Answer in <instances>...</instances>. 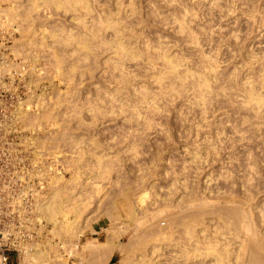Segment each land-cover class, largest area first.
<instances>
[{"label": "rangeland", "instance_id": "374dc122", "mask_svg": "<svg viewBox=\"0 0 264 264\" xmlns=\"http://www.w3.org/2000/svg\"><path fill=\"white\" fill-rule=\"evenodd\" d=\"M20 1H22V2H20ZM88 1H89V4L90 3L92 4L91 6L93 7L94 11L92 10L91 14H88V15L86 14L87 17H85V14H84L85 11L83 10V8H85V7H81V5L77 6L78 8L79 7L80 8L79 9L76 8L77 9L76 12H79L78 10H80V12L83 13V14L81 13L82 15H80V13L76 15L75 11H73L74 9L71 10V7H69L68 5H66V7H63L62 9H58L57 7H55L53 5H50L49 3H48L49 4L48 6H46L47 3H43V5L38 6L37 9L35 8V11H33V13L31 14L32 16H30V17H29V14L26 15L27 12L25 11L24 17H25V19H27V17H29V20L27 19L28 21L26 20L27 21L26 22L25 19H22V26H21V31H20L22 35L17 36V39L14 42V47L12 49L14 57L15 58L18 57V58L21 59L20 61H18V63H23L22 65L24 66V76H23V79H22V83L23 84L18 88V91H22L21 94L24 95V99H25V102L22 105L23 114L25 113V116H26L27 115L26 113H28V115L30 114V117H31V120H29L28 122H26V120L24 118L23 128H24V131H25V136L29 137L33 133H37V136H38L37 139L39 140L38 144L40 146V149L38 150L37 155L42 157L40 159L43 162H48L49 158H47V157L51 156V158H50L51 160L50 161H53V167H54L53 168V189L55 188L54 184L56 183L55 182L56 179L57 178L60 179V177H61V179L59 180V184L62 185V186H63V184L66 185L67 183H69V184L73 183V179L72 178L75 177V175L76 176L80 175L79 177L83 179L82 180V179L77 177L78 178L76 180L77 182L79 180L80 183L81 182L85 183V184L83 183L84 186L82 185V187H81V189L84 187L83 192H82V194H84V195H82V197H81L82 199L81 200L79 199V201H78V199H75L77 201L76 205L79 204L78 202H81V204H79L77 206V208L80 206L81 215H80V213L78 214V216H79V217H77L78 220L76 219V221L73 224V225H75L74 228L76 229L74 231L76 234L74 233L75 236L73 235L74 236L73 238L75 240L72 238V236L68 237V236L65 235V236H63L62 239H60V241H61L60 242V241H58L59 238L56 237L54 235V233H53V230H55L54 228H57V226H59V225L60 226L62 225V227H63L66 224V222L64 221V217L65 216L62 217V215H61L60 221L57 224H54L55 222L53 221L52 218H48V217L44 216V214H42L41 217L43 219V224H44V226L42 227L43 232L41 234V237H39V239H37L36 242L41 243V244H46V243L51 242L52 244L49 243V244H51V246L53 244H57L59 242L58 245H60V246L58 247V250H59L58 254H60V252H61V259L63 261H65V260L68 261V264H96V263L98 264V263H100V261L102 262V264H103V262H104V264L105 263L107 264V261H108V264H135L137 262L138 258L139 259L143 258V262L139 263V264H143V263L144 264H148L149 263L148 260H150V258L147 257V255L150 252V251H148V250H150V246L152 244H161V239L163 237L167 236V234L165 235L164 231L166 230L165 231L166 233L168 231H169L168 233H170L172 231V228H169L170 226L173 227V229L174 228H176L177 230L179 229L178 228L179 227V223L178 224L176 222H171L170 223V220H168V219L169 218L171 219V217H172V220H173L175 217L183 216L185 213H187L185 210H181L177 206V204H178L177 200H178V197H179L178 195L179 194L177 193V195H176L174 193V194L171 195L169 193L168 189L170 188V184L172 182V179L174 178V176L177 175V172H182V168L181 167H183V165H184V160L188 159V157H189L188 155H183L182 154L183 152L181 151V150H183L184 145L188 144L187 142L192 138V135L188 133L191 130L188 127L189 120L188 121L185 120V118H189V116H190V119L193 118V114L192 113L189 114V112H191V109H189V111L187 110L188 106L186 105L187 104L186 102H188V101H186V99L183 98L184 96H182V94L180 92H178V93H176L175 91L171 92L170 89H168L170 91V93L169 92L167 93L168 99H165V98H167V97H165L164 99L160 100V106H161V108L164 109V110L161 109V112L163 114L162 113L161 114L158 113V114L153 116L155 119H156V116L158 118L157 120H155V124H153V125H155L154 128L156 127L155 129L152 127L153 125L151 127L147 128L145 126H142L141 124H138L137 122H135V120L134 121H130V122H129V120L127 121L126 119L129 118V112L128 111H126V112L123 111L122 112L121 110L116 108L117 111L116 110L115 111L117 113L116 112L112 113L111 111H109V108H108L109 105H107L108 102L106 104H104L106 101H108V99H106L105 97H109L111 93L114 94L113 90L117 86H120L119 85V81H118V78H120V77H116L115 78L114 76H119V73H118L119 69L116 72V68H118V67L120 68V66H121L120 65V66L115 68V66H114L115 62L112 63V60L114 61V58H115V56H113V55H115V54L112 55L113 51H112V49H110L108 47L110 40L112 39V41H113V39H115L114 37L113 38L111 37V35L113 34L112 29L111 28H109V29L108 28H103L102 31H101V34H102L101 37L102 38L105 37V41L108 40L109 42L108 41H107L108 43L105 42L107 45L105 43H103L104 47H105V51L103 50L104 47H102L103 46L102 43L98 44L99 45L98 47H100L102 45L100 47L101 49L97 47L98 48V55L96 57L99 59V61L95 57V58H90L91 59L90 61H88L89 60L88 59L86 62H84V64H86V65L88 64V66H90V64L92 63V65L90 67L93 66L94 68L93 67L90 68V67L85 65L86 68H84V70H83V67H84V65H83L81 67V69L83 71H85V72L80 74L79 71L78 72L75 71V72H73L75 74L72 73V75L70 76L69 75L70 71L68 72V70H70L69 68H71L72 65L75 64V62L73 63V61H75L74 57H76L78 54H75V56L73 55L76 52L75 51L73 53V51H74L73 45H68L66 47H64V46L59 47V45L57 46V44H56V42L54 40L55 37H52L53 39L50 38V34H51V36L54 35V33H52V32L49 33L51 31V28H52L50 26L54 25L53 29L54 28L55 29L58 28V26H59V28H61L63 26V27H66V28L62 27L61 29H65L66 31H67V28L68 29H73V31L74 30L77 31V30H79L81 28L80 24L82 22L79 23V21H82L85 18L89 19V17H91L92 15L96 17V15L98 16V13L100 14L102 12H103L102 15L107 14V13L110 12V13L113 14V16L115 15L114 16L115 18L117 17L119 12H121V14H123L121 16L124 17V18L126 17V18H125V20H124V18H120V20L118 19L120 21L119 24L124 25V22H126L127 24H130L131 21H132V19H130V18H132V16L127 11H130L131 7L135 4L134 7H133L135 9L134 14L136 13L137 15H134V16H137V17H133L134 21H132L133 22L132 24L133 25L135 24V25L133 26L131 24V29L134 27L132 30H134V32L135 33L137 32V33L135 34L132 31V33H131L132 40H131V38H128V36H125V38H123L122 41L131 40L132 43H134V45L131 44V46L132 45L133 46H135V45L136 46H138V45L141 46L142 45L141 46L142 48L145 46L146 43L147 44L151 43L150 45H152V46L155 45V47H156V46L159 45L160 41H162L166 45H169V46L171 45L170 48H167V49H170V50H168L169 53H170V51L172 53L175 52V53H177V57H180V58L184 55L182 57L184 59L183 61L184 62H188V63L190 62V64L192 65V66L190 65V67H192L191 69H192L193 72H195V71L198 72L199 69H201V68H203L205 66H206L205 68H207V63H204L206 61L205 60L206 59V57H205L206 55L214 54V55H216L215 57H217V55L220 53L218 55L217 59L219 61L218 62L219 66H221V67H219L218 69H220L221 73L223 71V73H224L223 76L226 77V79L224 78V80L229 79V80H231V83L233 84L236 81V79H235V77H236L238 79V82L242 83V82H245L246 76L248 78H250L253 75L252 78L255 77V79L257 80L258 78H260V76L258 77V73H260V72L262 73V71H263V70L262 71H260V70H261V68L264 65V53H263L264 52V0H237V1L236 0H219V1L218 0H182V1L181 0L180 1L179 0H177V1L176 0H170L169 2L167 0H132V1L131 0H121V1L118 0L119 1V5H120V2H122V5H121L122 6L121 8L123 9V10L121 9L122 11H118L120 8L118 10H116L117 9L116 8V3H117L116 1L117 0H88ZM129 2H130V4L133 2L132 3L133 5L131 4V7L128 5ZM19 3L25 4V0H19V1L16 0L14 2L13 6L19 5ZM26 3H30V2H26ZM22 4H20L19 8L21 7ZM98 4H99V7H98ZM13 6H12V9L15 8ZM67 6H68V8H67ZM94 6H95V8H94ZM128 6L130 8H128ZM184 6L189 9V10L187 9V11H189V13L185 10V8H182ZM124 7L127 8V11L125 10ZM192 7H194V8H192ZM22 8L23 7H21L18 10L21 15L24 14L23 13L24 9H23V11H21ZM179 8H182V9H179ZM104 9H105L106 12L104 11ZM65 10H67V12H64ZM136 10H139V11H136ZM14 11L15 10H13V12ZM97 11H99V12H97ZM107 11H109V12H107ZM111 11H114L115 13L111 12ZM184 11H186L187 14H188V15L186 14L187 17L184 15L185 18H188L189 16H191V17L188 18L189 25H191V27L193 26L192 28H193L194 34L196 33L195 35L199 39V42L201 40V43H202L201 46H203L204 49L199 44H197L198 45L197 46L196 44L191 43L189 41V38L188 39L185 38V37H187L188 34L184 33V32L181 33V30H179V28H178L179 24L178 23H179L180 19L183 18L182 17L183 14L186 13ZM15 12H17V11H15ZM125 12H127L131 17L129 16L130 18L129 17L127 18L128 14L125 13ZM57 13H60V14L57 15ZM173 13H175V14L177 13V14L175 15ZM78 15H80V17H82V16H84V17L79 19L80 17ZM125 15H127V16H125ZM118 16H120V14ZM174 16L178 17V21H177V17L175 18ZM24 17L21 16V18H24ZM139 17H142V18H139ZM175 19H176V21H175ZM23 20H24V22H23ZM74 20H79V21H74ZM139 20L142 22L141 24H140ZM122 21H123V23H121ZM129 21H130V23H129ZM126 23H125V25H126ZM190 23H192V24H190ZM45 26L47 28L46 29L44 28L45 29L44 30L45 34H44V33H42L40 31L39 27L41 28V27H45ZM48 27H49V30H47ZM46 30L49 31V32H47ZM232 30H233V32H232ZM59 31L60 30H58V32ZM107 31H108V33H106ZM128 33L130 35L129 31H128ZM46 34H47V36H45ZM43 35L45 37H47V38H45ZM106 35H108V36L106 37ZM126 35H128V34H126ZM110 37H111V39H110ZM136 37H138V38H136ZM41 40H43V41H41ZM103 40L101 42H104ZM210 40H211V42H210ZM53 41L55 42V44H54ZM135 41H137V42H135ZM207 41H208V43H207ZM188 42H190V43L187 44ZM174 43H175V45H174ZM107 47L110 50H108ZM181 51L183 53H180ZM70 52H72V54H68ZM207 52H209V53H207ZM76 53H79V52H76ZM175 53H173V55H176ZM204 53H205V55H203V57H205V58L203 60V57L201 55L204 54ZM110 56H112V58H110ZM262 56H263V58H262ZM187 57H188L189 60L186 59ZM256 58H258V59H256ZM59 59H61V61ZM95 59L98 62L95 61ZM137 59H139V58H137ZM191 59H193V61ZM71 60H73V61H71ZM115 60H116V58H115ZM142 60H144V61L142 62ZM58 61H60L61 63L58 62ZM130 61L131 60H129L128 63L124 67L128 66L131 69H127L128 67H126L125 70H128L130 72L133 71L132 75L130 73H128L131 76H135L134 74L136 73V77H137L136 80L139 79L140 81H138V80H137V82L135 81L134 82L135 86H134V83H132L131 86H129V87H131L129 89H128V87L124 88L125 90L121 89L123 92L124 91L125 92L124 93L120 92L121 94L119 93L120 95H118V98L123 96V98L125 97V100H126V97H128L129 94H130L129 95L130 98L132 97V99L133 98L137 99V97H134L135 94L133 93L134 94L133 95V94L129 93V91L132 88H135L136 86L139 87L138 84H140V89L143 88V87H141L142 85H144V86L146 85L145 88L150 86L147 89L150 88L151 90L153 89V87H156V85H157V84L153 83L154 78L151 79L152 78L151 75L145 74L146 73L145 71L147 69L145 67L147 66V63H148L147 59H141L139 63L136 62L137 64L134 63L135 61H131V62ZM191 61L193 63H191ZM199 61H202V62H199ZM89 62H91V63H89ZM256 62H257V64H256ZM259 62L260 63L262 62L263 64H260ZM71 63H73V64H71ZM129 63H130V65H129ZM138 64H140V65L144 64L146 66L143 65V66H140L141 67L140 68L138 66ZM14 65H17L16 61H14ZM135 65H137V66H135ZM161 65H159V66H161ZM254 65H255V67H254ZM237 67H238L239 70L237 69ZM250 67H251V71H250ZM113 68H115V69L113 70ZM81 69H80V71H81ZM88 69L92 70V72L90 71V73H89ZM135 69H136V71H135ZM236 69L239 72L235 71ZM254 70H256V71H254ZM63 71H64V73H63ZM86 71H87V74H86ZM112 71H114V72H112ZM140 71L143 72V74H141ZM230 72H232V73H230ZM235 72H236V75H235ZM137 73H139L140 75L137 74ZM113 74H115V75H113ZM228 74L231 75L232 77H233V75H235V76L232 78L231 76H228ZM83 75H84V77H83ZM143 75H144V77H143ZM138 76L139 77L141 76V78H139ZM147 76H149V77H147ZM142 77L143 78L146 77L147 79H143ZM229 77H231V78H229ZM90 78L93 79V80H91ZM233 79H235V80L233 81ZM74 80H75V82H74ZM80 80H82V81H80ZM116 80L118 81L117 84H115ZM150 81H152V82H150ZM155 81H156V79H155ZM150 84L151 85L155 84V85H153V87H152ZM235 84L236 83H234V85ZM236 86L237 85H235L234 87H236ZM232 87H233V85H232ZM109 88L110 89L112 88V90L110 91ZM104 89H106L107 92L109 91L108 92L109 94L106 91L104 92ZM154 89L157 90L156 88H154ZM155 90H152V91H155ZM234 90L236 91V88ZM99 91H101V93ZM191 91L192 90H189V94L191 93ZM96 92H97V94H96ZM174 92L176 94H178V95H176ZM103 93L105 95L106 94L107 95L105 96V95H103ZM172 94H173V96H172ZM180 97H182V98H180ZM104 98L106 99V101H105ZM130 98H127V100L131 101ZM64 99H66V100H64ZM100 99L101 100L103 99V100L101 101ZM70 100L72 102H69ZM88 100L92 101V103H98V104L102 105V107L100 109L103 110L102 111L103 114H101V112L99 114H97V115H101L102 117L99 116L97 119H94V117H95L94 113L92 115L91 111L90 112L88 111V107L90 106V103L88 104V102H89ZM135 100L134 101L132 100V101L134 103H136L137 100L136 101ZM166 100H167V102H166ZM67 101L70 104H68ZM103 101H105V102L103 103ZM76 102H78V103L75 104ZM101 103H103L104 105L101 104ZM67 104H68V107H67ZM138 104H139V101L137 102V105ZM69 105H70V107H69ZM164 105H166V106H164ZM60 106H62V107H60ZM105 106H107V107H105ZM77 107L78 108L82 107L83 109H79V111H78ZM231 107L232 106H229V107L227 106L226 108H220V109H218V110H220V113H218L219 111H217V113H216V115L219 114L218 117H224V115L226 117L227 116H231V117H227L228 119H226V117H224L223 120L226 119V121L222 123L223 125L228 126L227 124H229V123L231 124L232 122H230V121L231 120L234 121V117L237 116L234 112L231 113V111H233L235 109V108L233 109L234 106L232 108ZM74 108H75L76 112L73 110ZM103 108H105V109H103ZM229 108H231V109L229 110ZM57 109H59V110H57ZM56 110L57 111L61 110L60 115L62 114L63 117L65 116V118L68 119L67 120L68 122L67 121L64 122V118L62 119V117H60V115H57V111ZM221 110H222V112H221ZM69 111L72 112V113H70ZM104 111H105V113H104ZM80 112H82V113H80ZM124 112L126 113V115H125ZM224 112H225V114H224ZM226 112H228V113H226ZM65 113H66V115H64ZM106 113L107 114L109 113L108 116H105V115H107ZM122 113H124V115ZM31 114H33L32 115L33 117L35 116V119L31 116ZM220 114H221V116H220ZM79 116H81L80 119H79L80 122L77 120V118H79ZM126 116H128V118H126ZM40 117H42L43 119L40 118ZM32 118H33L34 121H32ZM229 118H230V121H228ZM81 120H84V121H81ZM158 120H159V122H158ZM181 121H183V122H181ZM70 122H71V124H69ZM77 122L80 123V125ZM224 123H226V124H224ZM62 124L68 125L67 126V127H69L68 128V132H67L68 135L66 134V137H64L65 138L64 140L62 139L63 140L62 142L60 140V142L58 141L59 143H56L57 141L54 138L59 139L57 137L62 136V134H60L61 133ZM94 125H97V126H94ZM79 126H80V128H79ZM76 128L79 129V130L77 131ZM186 130H189V131H186ZM263 130H264V128H263ZM263 130H261L260 132L259 131L255 132V131H252V130H251L252 132L251 131L245 132L244 134L247 133L245 135V139L246 140H243V139L242 140H238L237 141L238 144L236 142V146L231 147V141H228V140H227V142H230V143L227 144L228 146H226V148H225V146H222L223 147L222 148L220 146L221 144L218 145L219 151H221V152L218 153L220 156L219 155H216V157H215V155H213L214 157L211 156V158L213 157L212 161H211V158L209 157V161H208L207 164H202V165H200V167L198 166L199 170L195 169L197 166L195 167L194 163H191V164L188 163L187 164V165H189V168L185 169L186 171L184 170L185 171L184 173L187 174V176L189 178L188 180L191 181L192 183H194V185L196 187H200V189L206 190V193H207L208 197H209V194H210V197H212V195L214 196V197H212V199L210 201V205L211 206H212V204H213V206L215 205V207H213V206L212 207H213V210H216V211H214L216 214L214 212L208 213V215H212L210 217H206L207 216V214H206L205 215L206 218H204V219H205V221L207 223H205V221H202L204 224L202 223V225H200L201 224V221H200V223L198 225L199 229H200V227L201 228H206L209 231L211 229H213L215 223H218V221H219V215H218L219 212H218V210L219 211H224L223 209L227 208L228 206L230 207V205H227V203L228 204L232 203V205H233V202L236 203L235 201L238 202L239 200H241L240 198H241V196L243 194L240 193L241 190H239V186H237V184H235V183H239V179H242V177H243V176H241V173L243 175L242 170L244 169L245 166H247L246 164L248 163V160L246 158L249 157V155H248L249 152L255 153V155L259 158V160H260V162H259L260 164H258V166H259V175L261 174L260 176L258 175L260 177L259 181H258L259 182V187L257 188V190H256V187H255V190H256L255 193H254L255 190L253 189V191H252V195L253 196H252V198H249L251 200V201L249 200L250 201L249 203L250 204L253 203L252 206L256 207V209H258V208L261 209V208L264 207V199H262V198H264V190H263L264 189L263 188L264 185L261 184V183L264 184V166H263L264 165V137H263L264 136V131ZM257 133H259V134H257ZM187 134L191 135V136H189V137H191L189 140H188L189 137L187 136ZM57 135H59V136H57ZM256 135H258V136H256ZM260 135H262V137ZM232 136H234V135H232ZM259 136L261 137V139H260ZM71 138H73V140ZM74 138H81V141L76 143ZM235 138H239V137H237L235 135ZM258 139H260V140H258ZM65 140H67V141H65ZM261 141H262V143H261ZM65 142H67V143H65ZM185 142H186V144H185ZM56 144H60V146H58ZM61 144H63V145L61 146ZM133 144H135V147L136 146L137 147L133 148ZM154 144H155V146H154ZM242 144H243V146H242ZM80 146H82V147H80ZM86 146L89 147L90 149L89 148L86 149L87 148ZM245 146L249 150L246 149V151H245L244 150ZM81 148H83V149L81 150ZM84 148L86 149L87 154L85 153L86 155L84 154L85 155L84 157L81 156V158H79L80 154L83 153L82 151L85 150ZM80 150H81V152L79 153ZM132 150H134V151H132ZM243 150H244V154H243ZM245 152H248V153L246 154ZM160 153H162V155H160ZM238 154H239V156H238ZM95 155L96 156H102L105 159V161H108V160L112 161L110 159H115V160H113L112 169L107 166L108 168L106 167L105 169H103V171H101L102 173L98 174V168H97V165H95V164H97V160L95 161V159H97V157ZM229 155H230V157L231 156L233 157V155H234L236 157L235 159H237V160H235V163H234V165L231 168H230V164H229V160L230 159H228ZM247 155H248V157H246ZM109 157H110V159H109ZM79 159H82V160H79ZM160 159L162 160V162H161ZM72 160H73V162H72ZM135 160H136V162H135ZM213 160H215V161L213 162ZM243 160H244V162H243ZM239 162H242V164L239 163ZM152 165H153V167H152ZM221 165H222V167L224 166V168H222ZM225 165H226V167H225ZM122 166L123 167L126 166V167L123 168ZM137 166H138V168H137ZM239 168H240V170H238ZM106 169H107V173H106ZM262 169H263V171H262ZM104 170H105V172H104ZM124 170H126V171H124ZM220 171H222V172H220ZM77 172H81V173L79 174ZM229 172H231L232 177H233V178L231 177V179L234 180V178L238 177L237 179H235V181L232 180V183L230 182L231 179L228 178V175L229 176L231 175ZM130 173H131V175L133 174V176H131ZM225 173L226 174L228 173L227 176H225L226 175ZM210 174H211L212 177L209 176ZM207 177H209L211 179V181H210L211 184L209 182H207V181L205 183V179L207 180ZM226 178H228L229 180H227ZM71 180H72V182H71ZM110 180H111V182H110ZM222 180L223 181L226 180L229 184L226 183V182L224 183ZM237 180H238V182H236ZM76 181H74V182H76ZM207 183H208V187H207ZM69 184H67V185H69ZM124 184H125V186H124ZM72 185L74 186L75 184L73 183ZM93 185L96 186V187H94ZM231 186H233L234 188L236 187V188L233 189V187H231ZM118 187H120L119 190H118ZM218 187H219V189L223 188V189L220 190L221 192L219 193V195H217L218 192H219ZM92 188H93V190H92ZM151 188H153V189L151 190ZM261 188H263V189H261ZM228 189H230V190H228ZM91 190H92V192H91ZM227 191L231 192V193L228 194ZM121 192H122V194H121ZM210 192L212 193V195H211ZM224 192L226 193V195H225ZM53 193H51L50 196H52ZM221 193L224 194L225 196L224 195L220 196ZM254 194H256V196ZM223 196H224V198L222 199L221 197H223ZM226 196H227V198L229 197L230 199H235V200H232V202H230L231 200H229L227 198L225 199ZM118 197H119V199H118ZM123 197H125V198H123ZM129 197H131V199ZM215 197L218 198V199L220 198L219 199L220 202L221 203L223 202L222 204L227 206V207H225L223 205L219 206L221 203L219 202L218 199H217L218 200V202H217ZM166 198H168V199H166ZM176 198H177V200H176ZM238 198H239V200H236ZM256 198H258V199H256ZM47 199L45 201L43 200L42 203L46 202ZM107 199H108V201H107ZM214 199L216 201V204H217L218 208L221 207V210L216 207V204L212 203V202H215V201H213ZM165 200L170 202V204L173 202V204H171V206H169V208L172 207L173 209H169L168 207L165 206L166 203H164V202H167ZM224 200H225V202H224ZM227 200H229V201H227ZM252 200H253V202H252ZM262 200H263V202H262ZM82 202H83L84 206H82ZM128 203L129 204L131 203V205L133 207L128 205ZM256 203L258 204V206H257ZM118 204H119V206H118ZM122 205H124V206H122ZM125 206H127V207H125ZM222 206L225 207V208H223ZM214 208H216V209H214ZM129 209L130 210L132 209V211H133V215L130 216L131 218L125 213ZM163 209H164V211H163ZM168 209L170 210V212H169ZM174 209H175V212H173ZM177 209H179V210H177ZM146 210H147V212H145ZM161 210L163 212H160ZM213 210H211V211H213ZM157 213H159V214L161 213V214L159 215ZM172 213H176L177 216H175ZM178 214H179V216H178ZM116 215L118 217H120L119 220H118ZM152 215H153V217H152ZM73 216H74V214H72V213L69 215V217H73ZM81 216H83V217H81ZM132 216H133V218H132ZM113 217H115V218L113 219ZM141 219L144 220V222ZM151 219H153L154 221L151 220ZM65 220H67V218ZM138 221H142V224H140L141 227L140 226L138 227V225H137ZM208 222H210V223H208ZM213 222H214V224H213ZM135 223H137V224H135ZM169 223L170 224H174V225L177 224L178 226L177 225H175V226L170 225L169 226ZM148 225L149 226L151 225V226L149 227ZM153 225H155L154 228H153ZM156 225H158L159 227L156 226ZM205 225H210V226H208V227L206 226L205 227ZM202 226H204V227H202ZM135 228L137 229V231H135L136 230ZM148 228H151V229H154V230L157 229L158 230L157 232H159V230L161 231V232L158 233V241H156V243L154 241L155 238H152L151 235L150 236H151V238L153 240H151L149 238L150 236H148V238H145ZM262 228H264V226L263 227L261 226V228H259V230H261L264 233V229L262 230ZM143 229L146 230L145 234H144L145 231H143ZM140 230L143 231L142 232L143 235L141 234ZM177 230L173 231L174 234L171 232L172 233V237L174 236L172 239H175V240L180 239V236H179L180 233H179V230L178 231ZM262 232H261V234L264 235ZM137 234H140L141 236H138ZM175 234H177V235H175ZM161 235H162V237H161ZM175 236H178V237H175ZM142 237H144L143 240H142ZM106 239L107 240L109 239L110 241H112V243H111L112 245H114L115 242L116 243L120 242V244L117 243V246L121 245V246H119V248L121 247L120 248L121 250H118V248L117 249L114 248L115 249L114 250L113 247H111L112 245L110 246L112 248V250H111V248L109 250V248H108L109 246H107V247H104L103 249L101 248L102 250L101 249L95 250V251H93V253H91V250L89 248H88V250H87V248L83 249L84 248L83 246L86 245L89 242L90 243H94V241L106 242L107 241ZM144 239H145V242L147 240L146 243H144ZM64 240H65V242H64ZM66 240H67L68 243L66 242ZM133 240H134V242H133ZM75 241H77L78 243L75 242ZM136 241H138V242H136ZM152 241H154V242H152ZM165 241L167 242V238L164 239V241H162V243H164ZM143 243L145 244V246H144ZM231 243L238 245L237 244L238 242H236V240L235 241L232 240ZM72 244H74V245H72ZM138 246H140V247H142L144 249H142V248H140ZM74 247H76V248H74ZM164 247H165V245H164ZM73 248L76 249V250H74ZM105 248H107V249L105 250ZM158 248H160V246H158ZM231 248L232 249H234V248L236 249V246L235 245H231ZM166 249L168 250V252H167ZM166 249H163L165 252H161L162 250L161 251L159 250L161 252V253H159L160 256L155 259L156 261L154 260L153 262H151L149 264H152V263L153 264H166V263L167 264H174V263L175 264H183L181 262L177 263L178 260H174L172 258L173 253L176 252L174 250V247L166 248ZM100 250H101V253H100ZM169 250H171V251H169ZM102 251H104V252H102ZM106 251H108V252H106ZM112 252H113V255H112ZM165 253H167V254H165ZM169 253H172V254H169ZM98 254H100L99 256L101 257L100 258L101 260H99L97 262V261L94 260L95 259L94 257H96ZM135 254H136V256H135ZM114 255H115V259H114V262H112V258H113ZM142 255H143V257H142ZM145 255H146V258H145ZM156 255H157V253L154 255V257ZM11 256H12V264H20L19 260L20 259H24L23 258L24 255H23L22 252L19 255L11 253ZM103 257H105V259ZM106 257L107 258L109 257V260ZM128 257H129V259H128ZM167 257L168 258L170 257V260ZM166 258L168 260H166ZM58 259H60V255H59ZM172 261H174V262H172ZM205 262H207V263H201V264H211L210 260L205 261ZM195 264H199V263H195Z\"/></svg>", "mask_w": 264, "mask_h": 264}, {"label": "bare ground", "instance_id": "6f19581e", "mask_svg": "<svg viewBox=\"0 0 264 264\" xmlns=\"http://www.w3.org/2000/svg\"><path fill=\"white\" fill-rule=\"evenodd\" d=\"M16 0H10V4L8 5V11H9V13L15 18V19H19L20 20V22H21V24H22V19H25V17H24V15H25V11L27 12V14L26 15H28L29 14V17L30 16H32L31 14L33 13V11H35V8L37 9V7L38 6H40V5H43V3H47V5L46 6H48L49 4L50 5H53V6H55V7H57L58 9H62L63 7H66V5H68L69 7H71V10L72 9H74L73 11H75V13H76V15L77 14H79L80 13V15H82L83 13L82 12H80V10H78L79 12H76L77 11V9L76 8H78L77 6L79 5H81V7H85V8H83V10L85 11V17H87L86 16V14L88 15V14H91V12H92V10L94 11V9H93V7L91 6L92 4L90 3L89 4V1L88 0H25V4H22V3H19V5H15V6H13L14 5V2H15ZM19 1V0H18ZM119 1H121V0H119ZM119 1L117 0L116 2V10H118L119 8V10L118 11H122L123 9L121 8L122 6V2H120V5H119ZM132 1V0H131ZM168 2L170 1V0H167ZM177 1V0H176ZM180 1V0H179ZM182 1V0H181ZM219 1V0H218ZM237 1V0H236ZM20 2H22V1H20ZM26 2H30V3H26ZM91 2V1H90ZM151 2V1H150ZM153 2V1H152ZM24 3V2H23ZM49 3V4H48ZM68 3V4H67ZM133 3V2H132ZM131 3V4H132ZM136 3V2H135ZM149 3V2H148ZM164 3V2H163ZM174 3V2H173ZM182 3V2H181ZM186 3V2H185ZM212 3V2H211ZM215 3V2H214ZM20 4H22L21 5V7H23L22 8V10L21 11H23V9H24V14H20V12L18 11L20 8H19V6H20ZM103 4V3H102ZM131 4H130V2L128 3V5L131 7ZM169 4V3H168ZM183 4V3H182ZM192 4V3H191ZM30 5V6H29ZM94 5V4H93ZM133 5V4H132ZM135 5V4H134ZM134 5L131 7V9H130V11H127V8H125V10L128 12V13H130V15L132 16V18H130L131 16L127 13V12H125V13H127L128 14V16L127 15H125V16H127V18L129 17L130 19H132V21H134L133 19V17H137V16H134V15H137L136 13L134 14V12H135V9L133 8L134 7ZM156 5V4H155ZM172 5V4H171ZM178 5V4H177ZM235 5V4H234ZM12 6L13 7H15L14 9H12ZM68 6H67V8H68ZM125 6V5H124ZM128 6V8H130ZM174 6V5H173ZM181 6V5H180ZM243 6V5H242ZM98 7H99V4H98ZM142 7V6H141ZM152 7V6H151ZM233 7V6H232ZM19 8V9H18ZM54 8V7H53ZM56 8V9H57ZM80 8V7H79ZM78 8V9H79ZM94 8H95V6H94ZM155 8V7H154ZM182 8H185V10L187 11V9L188 8H186L185 6L184 7H182ZM182 8H179V9H182ZM192 8H194V7H192ZM209 8V7H208ZM66 9V8H65ZM86 9V10H85ZM122 9V10H121ZM143 9V8H142ZM13 10H15V11H17V12H13ZM97 10V9H96ZM154 10V9H153ZM177 10V9H176ZM189 10V9H188ZM199 10V9H198ZM204 10V9H203ZM233 10V9H232ZM59 11V10H58ZM57 11V12H58ZM70 11V10H69ZM72 11V12H73ZM100 11V10H99ZM99 11H97V12H99ZM104 11H105V9H104ZM110 11V10H109ZM109 11H107V12H109ZM136 11H139V10H136ZM181 11V10H180ZM186 11H184V12H186ZM194 11V10H193ZM234 11V10H233ZM232 11V12H233ZM61 12V11H60ZM64 12H67V10H65ZM101 12V11H100ZM106 12V11H105ZM111 12H114V11H111ZM172 12V11H171ZM178 12V11H177ZM188 13H189V11H187ZM187 12L185 13V14H183L182 12V14H183V18H181L180 19V21H179V25H178V28H179V30H181V33L182 32H184V33H187L188 35H187V37H185V38H189V41L191 42V43H193V44H199L200 46L202 45V43H201V40H200V42H199V39L197 38V36L194 34V31H193V26L191 27V25H189V20H188V18L189 17H191V16H189L188 18H185V16H186V14H187ZM197 12V11H196ZM259 12V11H258ZM69 13V12H68ZM67 13V14H68ZM74 13V14H75ZM82 13V14H81ZM103 13V12H102ZM102 13H98V16L96 15V17L95 16H91V17H89V19H84V20H82V21H79V20H74V21H79V23L80 22H82L80 25H81V28L79 29V30H74L73 31V29H68L67 28V31L65 30V29H61V28H59V26H58V28H54L53 29V26L51 25L50 27H52L51 28V31L49 32V31H47V30H49V27H48V29L46 30L47 32H49V33H54V35L53 36H51V34H50V38H52V37H55V42H56V44H57V46L59 45V47H61V46H64V47H66V46H68V45H73V47H74V51H73V53L76 51V52H79V53H74L73 55L75 56V54H78L76 57H74L75 58V61H73V60H71V61H73V63L75 62V64H73V63H71V64H73L72 65V67L71 68H69L70 70H68V72H69V75L71 76L72 75V73L73 72H75V71H79V73L80 74H82L83 72H85V71H83L84 70V68H86L85 67V65L86 64H84V62H86L88 59V61H90L91 59L90 58H95L97 55H98V48H100L102 45V47H104V44L103 43H108L107 41H105V37L104 38H102L101 36H102V34H101V31H102V29L103 28H111L112 29V31H113V34L111 35V37L113 38H115V39H113V41H112V39H111V37H110V42H109V45H108V47L110 48V49H112V51H113V53H112V55L113 54H115V55H113V56H115V58H116V60H115V58H114V61L112 60V63H114V66H115V68L116 67H118V66H120V68L118 67V68H116V72H117V70L119 69V71H118V73H119V76H114L115 78L116 77H120V78H118V81H119V85L120 86H117L114 90H113V92H114V94L113 93H111L110 94V96L109 97H105L106 99H108V101H106V99H105V101H103V103L104 104H106L107 102H108V104L107 105H109L108 106V108H109V111H111L112 113L113 112H116L117 110H116V108H118L119 110H121L122 112L123 111H128L129 112V118L131 119H129L128 118V116H126V118H128V119H126L127 121L129 120V122L130 121H134L135 120V122H137L138 124H141L142 126H145V127H151L153 124H155V120H157L158 118H157V116H156V119L153 117L154 115H156V114H158V113H162L161 112V109H163V108H161V106H160V100L161 99H164L165 97H167V98H165V99H168V96H167V93L169 92L170 93V91L172 92V91H175L176 93H178V92H180L181 94H182V96H184L183 98H185L186 99V101H188V102H186L187 104V110L189 111V109H191V112H189V114L190 113H192L193 114V118L192 119H190V116H189V118H185V120H189V123H188V127L191 129L190 131L189 130H186V131H189L188 133L189 134H191L192 135V138L191 137H189V136H191V135H188L187 134V136L189 137H187L188 138V144H186V142H185V144L186 145H184V148H183V150H181L183 153V155H188L187 157H188V159H185L184 160V165H183V167H181L182 168V172H177V175L176 176H174V178L172 179V182H171V184H170V188L168 189L169 190V193L172 195V194H176L177 195V193L179 194L178 196V200H177V198H176V200L178 201V204H177V206L181 209V210H185L187 213H185L183 216H179V214H178V216L179 217H173L174 219V221L172 220V217H171V219L169 218H167L168 220H170V223L171 222H176L177 224L179 223V233H180V239H177V240H175V239H172L173 237H172V233L174 234V232L173 231H175V230H177L176 228H174L173 229V227H171L170 225H173V226H175V225H177V224H170L169 223V228H172V233L170 232V233H166L164 230V233H165V235L167 234V236L166 237H163L164 239H166L167 238V242L165 241L164 243H162V241H164V239L162 240L161 239V244H152L151 246H150V250H148V251H150L149 252V254L147 255V257H149L150 258V260H148L149 261V263H151V262H153L157 257H159L160 256V254L159 253H161V252H165L163 249H166V248H172V247H174V250L176 251V252H172L173 253V255H172V258L174 259V260H178L177 261V263L178 262H181V263H183V264H195V263H199V264H201V263H207V262H205V261H208V260H210L211 261V264H264V235H262L261 234V230H259V228H261V226L263 227L264 226V207L263 208H261L260 206V208L261 209H256V207H254V206H252L253 205V203L252 204H250L249 202L251 201L249 198H252V191H253V189L255 190V187H256V190H257V188L259 187V176L261 175H259V166H258V164H260L259 162H260V160H259V158L255 155V153H252V152H245L246 154L248 153V155H249V157H248V155L246 156V157H248V158H246L247 160H248V163L246 164L247 166H245L244 167V169L242 170V172H243V175H242V173H241V176H243L242 177V179H239V183H235V184H237V186H239V190H241L240 191V193H242L240 196H241V200H239V198L238 199H236V200H239L238 202L237 201H235L236 203H234L233 202V205H232V203L231 204H228L227 202V205H230V207L228 206H225V205H223L221 202H220V198L218 199V198H216L215 197V199L217 200H219V202L221 203L219 206H221V205H223V206H225V207H227V208H225V207H223V208H225V209H223L224 211H219L218 210V215H219V221H218V223H215V225H214V227H213V229H211L210 231L208 230V229H206V228H201L200 227V229H199V223H200V221H201V224L200 225H202V221H205V219L204 218H206V217H210V216H212V215H208V213H211V212H214V211H216V210H213V207H215V205L213 206V204H212V206L210 205V201H211V199H212V197H214L213 195H212V193H211V195H212V197H210V194H209V197L207 196V193H206V190H204V189H200V187H196L195 185H194V183H192L191 181H189L188 179V176H187V174L186 173H184L186 170L185 169H187V168H189V165H187L188 163H194L195 165V169L196 170H199V168H198V166L200 167V165H202V164H207L208 163V161H209V157L211 158V156H213V155H215V157H216V155H219L218 153L219 152H221V151H219V147H218V145H220L221 147L222 146H225V148H226V146H228L227 144H229L230 142H227V140L228 141H231V147H233V146H236V142L238 141V140H246L245 139V135L247 134H244L245 132H248V131H255V132H260L261 130H263V128H264V65H263V67L261 68V70L260 71H262V73L260 72V73H258V77L260 76V78H258L257 80L255 79V77L254 78H252V76L250 77V78H248L247 76H246V78H245V82H242V83H240V82H238V79L235 77V79H236V81L234 82V83H236L235 85H237L236 87H234L235 85H234V83L232 84L231 83V80H229V79H227V80H224V78L226 79V77H224L223 75H224V73H223V71H222V73H221V71H220V69H218L219 67H221V66H219V61H218V59H217V57H218V55L220 54H218L217 55V57H215L216 55H214V54H211V55H206L205 57H206V61L204 62V63H207V68H205V67H203V68H201V69H199V71L198 72H193L192 71V67H190V62L188 63V62H184L183 60V56L180 58V57H177V53H175V52H173V53H175L176 55H173V53L170 51V53L168 52V50H170V49H167V48H170V46L169 45H166L164 42H162V41H160V43H159V45L158 46H156L155 47V45L154 46H152V45H150V44H145V46L142 48L141 46H133L134 45V43H132V35H131V33H132V31L134 32V30H132L131 29V24L133 23L131 20V23H130V21H129V23L130 24H127L126 22H124V25H122V24H119L120 23V18H124V17H122L121 15H123V14H121V12H119V14H120V16H118L117 14V17L115 18L114 16H113V14L112 13H107V14H104V15H102ZM115 13V12H114ZM170 13V12H169ZM58 14H60V13H57V15ZM142 14V13H141ZM140 14V15H141ZM154 14V13H153ZM173 14H175V13H173ZM177 14V13H176ZM175 14V15H176ZM181 14V15H182ZM210 14V13H209ZM251 14V13H250ZM75 15V16H76ZM80 15H78L79 17H80ZM143 15V14H142ZM185 15V16H184ZM188 15V14H187ZM191 15V14H190ZM21 16L22 17H24V18H21ZM62 16V15H61ZM162 16V15H161ZM197 16V15H196ZM205 16V15H204ZM27 17V16H26ZM29 17H27V19L29 20ZM77 17V16H76ZM82 17H84V16H82ZM82 17H80L79 19H81ZM175 17V16H174ZM177 17V16H176ZM175 17V18H176ZM180 17V16H179ZM187 17V16H186ZM199 17V16H198ZM213 17V16H212ZM244 17V16H243ZM256 17V16H255ZM254 17V18H255ZM74 18V17H73ZM78 18V17H77ZM126 18V17H125ZM125 18H124V20H125ZM139 18H142V17H139ZM149 18V17H148ZM170 18V17H169ZM239 18V17H238ZM27 19H25V21L27 20ZM119 19V20H118ZM27 20V21H28ZM72 20V19H71ZM122 20V19H121ZM137 20V19H136ZM146 20V19H145ZM26 21V22H27ZM61 21V20H60ZM73 21V22H74ZM140 21V20H139ZM175 21H176V19H175ZM177 21H178V17H177ZM212 21V20H211ZM240 21V20H239ZM23 22H24V20H23ZM238 22V21H237ZM50 23V22H49ZM59 23V22H58ZM121 23H123V21L121 22ZM125 23H126V25H125ZM142 22L140 21V24H141ZM200 23V22H199ZM46 24V23H45ZM48 24V23H47ZM53 24V23H52ZM56 24V23H55ZM76 24V23H75ZM138 24V23H137ZM163 24V23H162ZM190 24H192V23H190ZM58 25V24H57ZM79 25V24H78ZM77 25V26H78ZM133 25V24H132ZM135 25V24H134ZM133 25V26H134ZM155 25V24H154ZM177 25V24H176ZM66 26V25H65ZM138 26V25H137ZM226 26V25H225ZM80 27V26H79ZM146 27V26H145ZM202 27V26H201ZM206 27V26H205ZM231 27V26H230ZM47 28L46 26L45 27H39V29H40V31L42 32V33H44V30ZM63 28H66V27H63ZM204 28V27H203ZM129 29V30H128ZM138 29V28H137ZM136 29V30H137ZM231 29V28H230ZM241 29V28H240ZM58 30H60L59 32H58ZM131 30V31H130ZM199 30V29H198ZM211 30V29H210ZM45 31V32H46ZM76 31V32H75ZM128 31L130 32V35H129V33H128ZM144 31V30H143ZM171 31V30H170ZM178 32V31H177ZM200 32V31H199ZM203 32V31H202ZM232 32H233V30H232ZM243 32V31H242ZM48 33V34H49ZM106 33H108V31L106 32ZM135 33V32H134ZM137 33V32H136ZM135 33V34H136ZM45 34V33H44ZM126 34H128V35H126ZM134 34V35H135ZM231 34V33H230ZM235 34V33H234ZM237 34V33H236ZM105 35V34H104ZM139 35V34H138ZM186 35V34H185ZM198 35V34H197ZM201 35V34H200ZM44 36V35H43ZM45 36H47V34L45 35ZM44 36V37H45ZM49 36V35H48ZM108 35H106V37H107ZM125 36H128V38H131V40H128V41H122L123 40V38H125ZM143 36V35H142ZM141 36V37H142ZM134 37V36H133ZM150 37V36H149ZM45 38H47V37H45ZM102 38V39H101ZM127 38V39H128ZM136 38H138V37H136ZM135 38V39H136ZM166 38V37H165ZM164 38V39H165ZM181 38V37H180ZM204 38V37H203ZM207 38V37H206ZM226 38V37H225ZM244 38V37H243ZM53 39V38H52ZM104 39V40H103ZM144 39V38H143ZM208 39V38H207ZM44 40V39H43ZM43 40H41V41H43ZM104 41V42H101V41ZM138 40V39H137ZM142 40V39H141ZM159 40V39H158ZM236 40V39H235ZM238 40V39H237ZM242 40V39H241ZM40 41V42H41ZM234 41V40H233ZM232 41V42H233ZM54 42V41H53ZM55 42H54V44H55ZM135 42H137V41H135ZM190 42H188L187 44H189ZM210 42H211V40H210ZM215 42V41H214ZM224 42V41H223ZM235 42V41H234ZM43 43V42H42ZM99 43H102V45L100 46V47H98L99 45ZM105 43V44H106ZM144 43V42H143ZM207 43H208V41H207ZM40 44V43H39ZM53 44V43H52ZM131 44H133L132 46H131ZM137 44V43H136ZM142 44V43H141ZM154 44V43H153ZM158 44V43H157ZM156 44V45H157ZM169 44V43H168ZM211 44V43H210ZM209 44V45H210ZM236 44V43H235ZM107 45V44H106ZM174 45H175V43H174ZM185 45V44H184ZM195 45V46H196ZM206 45V44H205ZM208 45V44H207ZM263 45V44H262ZM169 46V47H168ZM198 46V45H197ZM199 46V47H200ZM13 47H14V45H13ZM63 47V48H64ZM71 47V46H70ZM72 47V48H73ZM98 47V48H97ZM107 47V48H108ZM154 47V48H153ZM201 47H203V46H201ZM68 48V47H67ZM108 48V50H110ZM210 48V47H209ZM253 48V47H252ZM101 49V48H100ZM156 49V50H155ZM203 49H204V47H203ZM211 49V48H210ZM104 51H105V47H104V49H103ZM107 50V49H106ZM107 50V51H108ZM154 50V51H153ZM180 50V49H179ZM207 50V49H206ZM227 50V49H226ZM68 51V50H67ZM102 51V50H101ZM205 51V50H204ZM211 51V50H210ZM221 51V50H220ZM219 51V52H220ZM252 51V50H251ZM218 52V51H217ZM241 52V51H240ZM59 53V52H58ZM104 53V52H103ZM180 53H183L182 51L180 52ZM187 53V52H186ZM201 53V52H200ZM207 53H209V52H207ZM264 53V52H263ZM68 54H72V52H70V53H68ZM261 54V53H260ZM62 55V54H61ZM111 55V54H110ZM117 55V56H116ZM182 55V54H181ZM201 55V54H200ZM203 55H205V53L204 54H202L201 56L203 57ZM226 55V54H225ZM254 55V54H253ZM256 55V54H255ZM258 55V54H257ZM67 56V55H66ZM72 56V55H71ZM259 56V55H258ZM59 57V56H58ZM194 57V56H193ZM205 57H203V60H204V58ZM244 57V56H243ZM61 58V57H60ZM72 58V57H71ZM73 58V59H74ZM97 58V57H96ZM110 58H112V56H110ZM137 58H139V59H137ZM236 58V57H235ZM252 58V57H251ZM260 58V57H259ZM262 58H263V56H262ZM98 59V58H97ZM109 59V58H108ZM141 59H147L148 60V63H147V66L146 65H144V64H138V66L140 67V66H146L145 68H147L146 69V73L145 74H149V75H151V79H153L154 78V81H155V79H156V81L154 82L153 81V83H155V84H157L156 85V87H153V85H155V84H153V85H151L152 87H153V89L152 90H155L154 88H156L157 90H155V91H152L150 88V90L149 89H147L148 87H150V86H148L147 88H145V86L144 85H142L141 87H143L142 89H140V84H138V86L139 87H135V88H132L130 91H129V93H131V94H133L134 95V97H137V99L136 98H133L132 99V97L130 98L129 97V95H128V97H126V100H125V97L123 98V96H121V97H119L118 98V95H120L121 93L120 92H123L121 89H124V88H126V87H128V89L129 88H131V87H129V86H131V84L132 83H134L135 81L137 82V80L138 81H140L139 79H137L136 80V73L134 74L135 76H131L132 75V73H133V71L132 72H130V71H128V70H125V68L126 67H128V66H126V67H124L127 63H128V61L129 60H131V61H135L134 63H139L140 62V60ZM186 59H188V57L186 58ZM202 59V58H201ZM249 59V58H248ZM256 59H258V58H256ZM255 59V60H256ZM58 60V59H57ZM60 61H61V59H59ZM68 60V59H67ZM161 60V61H160ZM189 60V59H188ZM192 61H193V59H191ZM220 60V59H219ZM251 60V59H250ZM263 60V59H262ZM60 61H58V62H60ZM93 61V60H92ZM95 61H97L96 59H95ZM98 61H99V59H98ZM97 61V62H98ZM108 61V60H107ZM111 61V60H110ZM130 61V62H131ZM144 60H142V62H143ZM191 61V63H193ZM197 61V60H196ZM221 61V60H220ZM244 61V60H243ZM258 61V60H257ZM55 62V61H54ZM67 62V61H66ZM105 62V61H104ZM109 62V61H108ZM199 62H202V61H199ZM247 62V61H246ZM61 63V62H60ZM69 63V62H68ZM89 63H91V62H89ZM95 63V62H94ZM93 63V64H94ZM120 63V64H119ZM136 63V64H137ZM162 65H161V64ZM251 63V62H250ZM260 63V62H259ZM59 64V63H58ZM106 64V63H105ZM118 64V65H117ZM161 65V66H159V65ZM197 64V63H196ZM223 64V63H222ZM256 64H257V62H256ZM260 64H263L262 62L260 63ZM84 65V67H83V70L81 69V67ZM92 65V63L90 64V66ZM129 65H130V63H129ZM195 65V64H194ZM205 65V64H204ZM203 65V66H204ZM250 65V64H249ZM86 66H88V64L86 65ZM90 66H88V67H90ZM96 66V65H95ZM99 66V65H98ZM97 66V67H98ZM101 66V65H100ZM113 66V67H114ZM135 66H137V65H135ZM149 66V67H148ZM192 66V65H191ZM236 66V65H235ZM61 67V66H60ZM93 67V66H92ZM92 67H90V68H92ZM103 67V66H102ZM138 67V68H139ZM202 67V66H201ZM249 67V66H248ZM254 67H255V65H254ZM260 67V66H259ZM57 68V67H56ZM94 68V67H93ZM115 68H113V70L115 69ZM141 68V67H140ZM197 68V67H196ZM241 68V67H240ZM80 69H81V71H80ZM104 69V68H103ZM127 69H131V68H127ZM224 69V68H223ZM234 69V68H233ZM237 69H238V67H237ZM237 69L235 70V71H237ZM258 69V68H257ZM89 70V69H88ZM94 70V69H93ZM111 70V69H110ZM140 70V69H139ZM197 70V69H196ZM239 70V69H238ZM241 70V69H240ZM249 70V69H248ZM253 70V69H252ZM59 71V70H58ZM90 71L92 72V70H89L88 72L90 73ZM109 71V70H108ZM128 71V72H127ZM135 71H136V69H135ZM250 71H251V67H250ZM254 71H256V70H254ZM62 72V71H61ZM104 72V71H103ZM112 72H114V71H112ZM111 72V73H112ZM141 72V71H140ZM226 72V71H225ZM237 72H239V71H237ZM241 72V71H240ZM63 73H64V71H63ZM88 73V74H89ZM128 73H130V74H128ZM230 73H232V72H230ZM252 73V72H251ZM73 74H75V73H73ZM79 74V75H80ZM86 74H87V71H86ZM101 74V73H100ZM107 74V73H106ZM116 74V73H115ZM115 74H113V75H115ZM137 74H139V73H137ZM141 74H143V72H141ZM239 74V73H238ZM260 74V75H259ZM262 74V75H261ZM85 75V74H84ZM84 75H83V77H84ZM112 75V76H113ZM118 75V74H117ZM140 75V74H139ZM235 75H236V72H235ZM235 75H233V77L235 76ZM63 76V75H62ZM109 76V75H108ZM142 76V75H141ZM141 76L139 77V78H141ZM146 76V75H145ZM228 76H231V75H229L228 74ZM227 76V77H228ZM143 77H144V75H143ZM142 77V78H143ZM147 77H149V76H147ZM232 77V76H231ZM231 77H229V78H231ZM232 77V78H233ZM240 77V76H239ZM257 77V76H256ZM64 78V77H63ZM80 79V78H79ZM83 79V78H82ZM91 79V78H90ZM114 79V78H113ZM121 79V80H120ZM143 79H147L146 77L145 78H143ZM235 79H233V81L235 80ZM255 79V80H254ZM78 80V79H77ZM76 80V81H77ZM91 80H93V79H91ZM115 80V79H114ZM229 80V81H228ZM72 81V80H71ZM80 81H82V80H80ZM79 81V82H80ZM112 81V80H111ZM117 80H116V83L115 84H117V82H118ZM149 81V80H148ZM241 81V80H240ZM74 82H75V80H74ZM150 82H152V81H150ZM149 82V83H150ZM230 84H229V83ZM77 83V82H76ZM84 83V82H83ZM106 83V82H105ZM104 84V83H103ZM109 84V83H108ZM233 85V87H232V85ZM75 85V84H74ZM78 85V84H77ZM231 85V86H230ZM95 86V85H94ZM101 86V85H100ZM107 86V85H106ZM134 86H135V83H134ZM79 87V86H78ZM97 87V86H96ZM95 87V88H96ZM236 88V91L234 90ZM103 89V88H102ZM110 89V88H109ZM168 89H170V91L168 90ZM100 90V89H99ZM112 90V88L110 89V91ZM121 90V91H120ZM125 90V89H124ZM189 90H192L191 91V93L189 94ZM106 91V89H104V92ZM100 93H101V91H99ZM107 92V91H106ZM109 92V91H108ZM107 92V93H108ZM125 92V91H124ZM123 92V93H124ZM127 92V91H126ZM174 92V93H175ZM120 93V94H119ZM175 93V94H176ZM96 94H97V92H96ZM99 94V93H98ZM109 94V93H108ZM126 94V93H125ZM103 95H105L104 93H103ZM102 95V96H103ZM107 95V94H106ZM105 95V96H106ZM124 95V94H123ZM169 95V94H168ZM176 95H178V94H176ZM69 96V95H68ZM132 96V95H131ZM170 96V95H169ZM172 96H173V94H172ZM84 97V96H83ZM93 97V96H92ZM97 97V96H96ZM68 98V97H67ZM75 98V97H74ZM98 98V97H97ZM103 98V97H102ZM127 98H130L131 99V101L130 100H127ZM180 98H182V97H180ZM87 99V98H86ZM137 101H136V100ZM64 100H66V99H64ZM68 100V99H67ZM75 100V99H74ZM79 100V99H78ZM92 100V99H91ZM101 100V99H100ZM103 100V99H102ZM101 100V101H102ZM135 100L136 101V103H134L133 101ZM61 101V100H60ZM76 101V100H75ZM74 101V102H75ZM81 101V100H80ZM89 101V100H88ZM95 101V100H94ZM139 101V104L137 105V102ZM68 102V101H67ZM69 102H72L71 100L69 101ZM68 102V104H70ZM82 102V101H81ZM165 102V101H164ZM166 102H167V100H166ZM65 103V102H64ZM78 102H76L75 104H77ZM83 103V102H82ZM86 103V102H85ZM90 103V106L88 107V111L90 112L91 111V113H92V115H93V113H94V119H97L99 116H101V115H97V114H99L100 112H101V114H103V110H101L100 108L102 107V105H100V104H98V103H92V101H89L88 102V104ZM100 103V102H99ZM103 103H101V104H103ZM163 103V102H162ZM68 104H67V107H68ZM74 104V103H73ZM80 104V103H79ZM103 104V105H104ZM66 106V105H65ZM77 106V105H76ZM84 106V105H83ZM82 106V107H83ZM164 106H166V105H164ZM229 107V106H234L233 107V111H231V113L232 112H234L237 116L236 117H234V121H230V118H229V120L228 121H230V122H232L231 124L229 123V124H227L228 126H226V125H223L222 123L223 122H225L226 121V119H228L227 117H231V116H225L224 115V117H226V119L225 120H223L224 119V117H218V115H216V113H217V111H219L218 113H220V110H218V109H220V108H226V107ZM60 107H62V106H60ZM69 107H70V105H69ZM82 107H77L78 108V111H79V109H83ZM105 107H107V106H105ZM231 107V108H232ZM56 108V107H55ZM184 108V107H183ZM231 108H229V110L231 109ZM29 109V108H28ZM72 109V108H71ZM90 109V110H89ZM103 109H105V108H103ZM182 109V108H181ZM57 110H59V109H57ZM56 110V111H57ZM62 110V109H61ZM61 110L60 111H57V115H60V113H61ZM74 111H75V108L73 109ZM116 110V111H115ZM164 110V109H163ZM162 110V111H163ZM224 111V110H223ZM70 112V111H69ZM76 112V111H75ZM124 112V113H125ZM173 112V111H172ZM221 112H222V110H221ZM53 113V112H52ZM70 113H72V112H70ZM74 113V112H73ZM80 113H82V112H80ZM104 113H105V111H104ZM110 113V112H109ZM108 113V114H109ZM117 113V112H116ZM120 113V112H119ZM118 113V114H119ZM124 113H122L123 115H124ZM171 113V112H170ZM226 113H228V112H226ZM233 113V114H234ZM27 115H28V113H26ZM107 114V113H106ZM108 114L107 115H105V116H108ZM111 114V113H110ZM159 114V115H160ZM163 114V113H162ZM224 114H225V112H224ZM230 114V113H229ZM25 116V113H24V118H25V120H26V122H28L29 120H31V117H30V114L28 115V116ZM33 114H31V116H32ZM51 115V114H50ZM64 115H66V113L64 114ZM72 115V114H71ZM115 115V114H114ZM113 115V116H114ZM117 115V114H116ZM125 115H126V113H125ZM128 115V114H127ZM183 115V114H182ZM185 115V114H184ZM188 115V114H187ZM186 115V116H187ZM52 116V115H51ZM69 116V115H68ZM104 116V115H103ZM112 116V115H111ZM118 116V115H117ZM122 116V115H121ZM220 116H221V114H220ZM33 117V116H32ZM59 117V116H58ZM60 117H62V119L64 118V122L65 121H67L68 119H66L65 118V116L63 117L62 116V114L60 115ZM72 117V116H71ZM80 117L81 116H79V118H77V120L79 121V119H80ZM102 117V116H101ZM110 117V116H109ZM30 118V119H29ZM34 119H35V116L33 117ZM33 118H32V121H34L33 120ZM39 118V117H38ZM40 118H42V117H40ZM107 118V117H106ZM124 118V117H123ZM233 118V117H232ZM231 118V119H232ZM43 119V118H42ZM53 119V118H52ZM83 119V118H82ZM167 119V118H166ZM184 120V121H185ZM23 121H24V119H23ZM31 121V122H32ZM81 121H84V120H81ZM93 121V120H92ZM91 121V122H92ZM164 121V120H163ZM177 121V120H176ZM175 121V122H176ZM227 121V122H228ZM30 122V123H31ZM68 122V121H67ZM80 122V121H79ZM89 122V121H88ZM99 122V121H98ZM158 122H159V120H158ZM181 122H183V121H181ZM78 123V122H77ZM109 123V122H108ZM161 123V122H160ZM171 123V122H170ZM69 124H71V122L69 123ZM79 125H80V123H78ZM129 124V123H128ZM134 124V123H133ZM184 124V123H183ZM224 124H226V123H224ZM77 125V124H76ZM170 125V124H169ZM173 125V124H172ZM54 126V125H53ZM68 125H66V124H62V126H61V133L60 134H62V136H59V135H57V136H59V137H57V138H59V139H56V138H54L57 142L56 143H59L60 142V140H61V142L65 139L64 137H66V134L68 135V128L69 127H67ZM94 126H97V125H94ZM93 126V127H94ZM133 126V125H132ZM154 126L155 125H153L152 127L154 128ZM144 127V128H145ZM187 127V126H186ZM55 128V127H54ZM79 128H80V126H79ZM95 128V127H94ZM132 128V127H131ZM146 128V129H147ZM156 128V127H155ZM154 128V129H155ZM171 128V127H170ZM77 129V128H76ZM107 129V128H106ZM112 129V128H111ZM133 129V128H132ZM153 129V130H154ZM159 129V128H158ZM161 129V128H160ZM184 129V128H183ZM70 130V129H69ZM79 129H77V131H78ZM157 130V129H156ZM155 130V131H156ZM162 131V130H161ZM184 131V130H183ZM185 131V132H186ZM251 131V132H252ZM264 131V130H263ZM58 132V131H57ZM145 132V131H144ZM152 132V131H151ZM160 132V131H159ZM128 133V132H127ZM163 133V132H162ZM173 133V132H172ZM182 133V132H181ZM184 133V132H183ZM72 134V133H71ZM106 134V133H105ZM120 134V133H119ZM131 134V133H130ZM135 134V133H134ZM138 134V133H137ZM167 134V133H166ZM257 134H259V133H257ZM108 135V134H107ZM181 135V134H180ZM232 135H234V136H232ZM235 135L237 136V137H239V138H235ZM54 136V135H53ZM70 136V135H69ZM73 136V135H72ZM99 136V135H98ZM183 136V135H182ZM256 136H258V135H256ZM261 137H262V135H260ZM259 136V137H260ZM61 137V138H60ZM63 137V138H62ZM71 137V136H70ZM122 137V136H121ZM131 137V136H130ZM247 137V136H246ZM250 137V136H249ZM252 137V136H251ZM258 137V138H259ZM261 137H260V139H261ZM264 137V136H263ZM68 138V137H67ZM66 138V139H67ZM88 138V137H87ZM116 138V137H115ZM124 138V137H123ZM171 138V137H170ZM63 139V140H62ZM70 139V138H69ZM72 140H73V138H71ZM75 139V142L76 143H78L79 141H81V138H74ZM100 139V138H99ZM250 139V138H249ZM260 139H258V140H260ZM38 140V139H37ZM49 140V139H48ZM54 140V141H55ZM94 140V139H93ZM187 140V139H186ZM257 140V139H256ZM59 141V142H58ZM65 141H67V140H65ZM263 141V140H262ZM262 141H261V143H262ZM74 142V143H75ZM129 142V141H128ZM143 142V141H142ZM165 142V141H164ZM172 142V141H171ZM227 142V143H226ZM244 142V141H243ZM249 142V141H248ZM43 143V142H42ZM49 143V142H48ZM65 143H67V142H65ZM64 143V144H65ZM118 143V142H117ZM44 144V143H43ZM168 144V143H167ZM237 144H238V142H237ZM244 144V143H243ZM243 144H242V146H243ZM249 144V143H248ZM42 145V144H41ZM56 145H58V146H60V144H56ZM63 144H61V146H62ZM73 145V144H72ZM71 145V146H72ZM132 145V144H131ZM137 145V144H136ZM142 145V144H141ZM145 145V144H144ZM252 145V144H251ZM51 146V145H50ZM109 146V145H108ZM154 146H155V144H154ZM247 146V145H246ZM246 146H245V151H246V149L247 150H249L248 148H246ZM53 147V146H52ZM57 147V146H56ZM80 147H82V146H80ZM84 147V146H83ZM87 147V146H86ZM94 147V146H93ZM137 147V146H136ZM135 147V144H133V148H136ZM220 147V148H221ZM239 147V146H238ZM249 147V146H248ZM59 148V147H58ZM89 147H87L86 149H88ZM99 148V147H98ZM132 148V149H133ZM223 148V147H222ZM224 148V149H225ZM244 148V147H243ZM250 148V147H249ZM55 149V148H54ZM53 149V150H54ZM57 149V148H56ZM83 148H81V150H82ZM85 149V148H84ZM86 149L85 150H83L82 152L83 153H81L80 154V157L79 158H81V156L82 157H84L86 154H87V151H86ZM90 149V148H89ZM114 149V148H113ZM251 149V148H250ZM69 150V149H68ZM73 150V149H72ZM77 150V149H76ZM81 150L79 151V153L81 152ZM136 150V149H135ZM221 150V149H220ZM229 150V149H228ZM237 150V149H236ZM244 150H243V154H244ZM61 151V150H60ZM90 151V150H89ZM88 151V152H89ZM119 151V150H118ZM132 151H134V150H132ZM137 151V150H136ZM251 151V150H250ZM253 151V150H252ZM74 152V151H73ZM117 152V151H116ZM159 152V151H158ZM254 152V151H253ZM86 153V154H85ZM91 153V152H90ZM89 153V154H90ZM118 153V152H117ZM144 153V152H143ZM151 153V152H150ZM85 154V155H84ZM93 154V153H92ZM116 154V153H115ZM121 154V153H120ZM138 154V153H137ZM231 154V153H230ZM245 154V155H246ZM254 154V155H253ZM119 155V154H118ZM127 155V154H126ZM131 155V154H130ZM160 155H162V153H160ZM96 156V155H95ZM220 156V155H219ZM238 156H239V154H238ZM256 156V157H255ZM97 157V159H95V161L97 160V164H95V165H97V168H98V174H100V173H102L101 171H103V169H105L107 166L109 167V168H111L112 169V167H113V160H115V159H110V157H109V159L110 160H112V161H105V159L102 157V156H96ZM175 157V156H174ZM214 157V156H213ZM212 157V158H213ZM218 157V156H217ZM227 157V156H226ZM234 157V158H233ZM233 157L231 156L230 157V155H229V158L228 159H230L229 160V164H230V168L234 165V163H235V160H237V159H235L236 157L233 155ZM244 157V156H243ZM260 157V156H259ZM95 158V157H94ZM106 158V157H105ZM212 158H211V161H212ZM123 159V158H122ZM156 159V158H155ZM241 159V158H240ZM79 160H82V159H79ZM87 160V159H86ZM89 160V159H88ZM133 160V159H132ZM146 160V159H145ZM161 160V159H160ZM176 160V159H175ZM227 160V159H226ZM215 160H213V162H214ZM72 162H73V160H72ZM135 162H136V160H135ZM161 162H162V160H161ZM212 162V163H213ZM243 162H244V160H243ZM116 163V162H115ZM156 163V162H155ZM239 163H241L242 164V162H239ZM68 164V163H67ZM71 164V163H70ZM118 164V163H117ZM153 164V163H152ZM94 165V166H95ZM125 165V164H124ZM141 165V164H140ZM165 166V165H164ZM229 166V165H228ZM227 166V167H228ZM237 166V165H236ZM264 166V165H263ZM81 167V166H80ZM107 167V168H108ZM123 167V166H122ZM126 167V166H125ZM125 167H123V168H125ZM131 167V166H130ZM152 167H153V165H152ZM155 167V166H154ZM221 167H222V165H221ZM225 167H226V165H225ZM137 168H138V166H137ZM158 168V167H157ZM222 168H224V166L222 167ZM234 168V167H233ZM232 168V169H233ZM114 169V168H113ZM116 169V168H115ZM174 169V168H173ZM227 169V168H226ZM235 169V168H234ZM77 170V169H76ZM185 170V171H184ZM222 170V169H221ZM228 170V169H227ZM231 170V169H230ZM238 170H240V168L238 169ZM88 171V170H87ZM109 171V170H108ZM124 171H126V170H124ZM140 171V170H139ZM138 171V172H139ZM223 171V170H222ZM222 171H220V172H222ZM225 171V170H224ZM262 171H263V169H262ZM84 172V171H83ZM104 172H105V170H104ZM133 172V171H132ZM219 172V173H220ZM235 172V171H234ZM233 172V173H234ZM77 173H81V172H77ZM106 173H107V169H106ZM109 173V172H108ZM119 173V172H118ZM136 173V172H135ZM189 173V172H188ZM224 173V172H223ZM230 174H231V172H229ZM150 174V173H149ZM156 174V173H155ZM226 174V173H225ZM224 174V175H225ZM228 174V173H227ZM227 174L225 175V176H227ZM78 175V174H77ZM110 175V174H109ZM120 175V174H119ZM122 175V174H121ZM128 175V174H127ZM130 175H131V173H130ZM146 175V174H145ZM170 175V174H169ZM191 175V174H190ZM189 175V176H190ZM215 175V174H214ZM223 175V176H224ZM259 175V176H258ZM80 176V175H79ZM79 176H76L75 175V177H71L72 179H73V183L75 184L74 186L72 185L73 183H67V184H69V185H65V184H63V186L62 185H60L59 184V180L61 179V177H60V179L59 178H57L56 179V183L54 184V193H53V195L52 196H50L48 199H47V201L46 202H44V203H42V205H41V208H40V210H41V212H42V214H44V216H46V217H48V218H52L53 219V221L55 222L54 224H57L59 221H60V217H61V215H62V217L63 216H65L64 217V221L66 222V224L62 227V225L60 226H57V228H54L55 230H53V233H54V235L56 236V237H58L59 238V240L58 241H60V239H62L63 238V236H72V238L75 236V228H74V226L75 225H73L74 224V222L76 221V219H77V217H79L78 216V214L80 213V206L77 208V206L79 205V204H81V202H78L79 204H77L76 205V200L75 199H78V201H79V199L81 200L82 198V195H84V194H82V192H83V189H84V187L81 189V187H82V185H83V183L84 182H81L80 183V181L78 180V182L76 181L78 178H80ZM99 176V175H98ZM131 176H133V174L131 175ZM138 176V175H137ZM210 177H212L211 176V174L209 175ZM220 176V175H219ZM224 176V177H225ZM239 176V175H238ZM240 176V177H241ZM263 176V175H262ZM78 177V178H77ZM97 177V176H96ZM100 177V176H99ZM98 177V178H99ZM105 177V176H104ZM136 177V176H135ZM218 177V176H217ZM231 177H232V174L229 176L228 175V178L229 179H231ZM119 178V177H118ZM215 178V177H214ZM228 178H226L227 180H229ZM233 178V177H232ZM238 177H236V178H234V180L233 179H231V183H232V180L233 181H235V179H237ZM262 178V177H261ZM80 179H82V178H80ZM88 179V178H87ZM148 179V178H147ZM218 179V178H217ZM64 180V179H63ZM83 180V179H82ZM193 180V179H192ZM261 180V179H260ZM74 181H76V182H74ZM85 181V180H84ZM97 181V180H96ZM102 181V180H101ZM142 181V180H141ZM200 181V180H199ZM198 181V182H199ZM206 181L207 182H209L210 183V181H211V179L209 178V177H207V180L205 179V183H206ZM213 181V180H212ZM223 181V180H222ZM64 182V181H63ZM70 182V181H69ZM71 182H72V180H71ZM89 182V181H88ZM110 182H111V180H110ZM123 182V181H122ZM127 182V181H126ZM143 182V181H142ZM149 182V181H148ZM224 183L226 182V183H228L226 180L225 181H223ZM236 182H238V180L236 181ZM261 182V181H260ZM136 183V182H135ZM62 184V183H61ZM85 184V183H84ZM169 184V183H168ZM211 184V183H210ZM209 184V185H210ZM216 184V183H215ZM229 184V183H228ZM234 184V183H233ZM262 185H264L263 183H261ZM213 185V184H212ZM222 185V184H221ZM225 185V184H224ZM72 186V187H71ZM80 186V187H79ZM84 186V185H83ZM94 186V185H93ZM124 186H125V184H124ZM140 186V185H139ZM151 186V185H150ZM236 186V185H235ZM261 186V185H260ZM90 187V186H89ZM94 187H96V186H94ZM207 187H208V183H207ZM210 187V186H209ZM212 187V186H211ZM230 187V186H229ZM231 187H233V186H231ZM119 188L120 187H118V190H119ZM124 188V187H123ZM127 188V187H126ZM130 188V187H129ZM135 188V187H134ZM228 188V187H227ZM236 188V187H235ZM234 187H233V189H235ZM238 188V187H237ZM264 188V187H263ZM263 188H261V189H263ZM86 189V188H85ZM99 189V188H98ZM145 189V188H144ZM153 188H151V190H152ZM208 189V188H207ZM217 189V188H216ZM221 189H223V188H221ZM221 189H219V187H218V190H219V192H218V194L217 195H219V193L221 192L220 190ZM260 189V190H261ZM92 190H93V188H92ZM92 190H91V192H92ZM111 190V189H110ZM122 190V189H121ZM128 190V189H127ZM225 190V189H224ZM228 190H230V189H228ZM237 190V189H236ZM238 190V191H239ZM256 190L254 191V193L256 192ZM264 190V189H263ZM101 191V190H100ZM125 191V190H124ZM134 191V190H133ZM233 191V190H232ZM118 192V191H117ZM132 192V191H131ZM155 192V191H154ZM223 192V191H222ZM226 192V191H225ZM224 192V193H225ZM235 192V191H234ZM259 192V191H258ZM88 193V192H87ZM124 193V192H123ZM166 193V192H165ZM227 193L229 194V193H231V192H228L227 191ZM121 194H122V192H121ZM157 194V193H156ZM227 194V195H228ZM112 195V194H111ZM118 195V194H117ZM120 195V194H119ZM152 195V194H151ZM154 195V194H153ZM169 195V194H168ZM215 195V194H214ZM222 195H224V194H222L221 193V195L220 196H222ZM225 195H226V193H225ZM224 195V196H225ZM231 195V194H230ZM229 195V196H230ZM255 196H256V194H254ZM259 195V194H258ZM263 195V194H262ZM78 196V197H77ZM113 196V195H112ZM138 196V195H137ZM146 196V195H145ZM170 196V195H169ZM224 196L223 197H221L222 199L224 198ZM233 196V195H232ZM239 196V195H238ZM244 196V197H243ZM77 197V198H76ZM143 197V196H142ZM219 197V196H218ZM84 198V197H83ZM123 198H125V197H123ZM130 199H131V197H129ZM169 198V197H168ZM168 198H166V199H168ZM171 198V197H170ZM227 198V196L225 197V199ZM243 198V199H242ZM118 199H119V197H118ZM148 199V198H147ZM157 199V198H156ZM215 199L213 200V201H215ZM227 199H229V200H231L230 202H232V200H235V199H230L229 197L227 198ZM256 199H258V198H256ZM262 199H264V198H262ZM89 200V199H88ZM116 200V199H115ZM141 200V199H140ZM218 200H217V202H218ZM229 200H227V201H229ZM250 200V201H249ZM45 201V200H44ZM87 201V200H86ZM107 201H108V199H107ZM126 201V200H125ZM142 201V200H141ZM163 201V200H162ZM165 201H167V200H165ZM223 201V200H222ZM261 201V200H260ZM106 202V201H105ZM112 202V201H111ZM116 202V201H115ZM128 202V201H127ZM148 202V201H147ZM224 202H225V200H224ZM252 202H253V200H252ZM262 202H263V200H262ZM133 203V202H132ZM138 203V202H137ZM152 203V202H151ZM164 203H166L165 204V206L166 207H168L169 208V206H171V204H173V202L170 204V202H164ZM212 203H214V204H216V201L215 202H212ZM260 203V202H259ZM88 204V203H87ZM86 204V205H87ZM110 204V203H109ZM113 204V203H112ZM235 204V205H234ZM257 204V203H256ZM263 204V203H262ZM104 205V204H103ZM111 205V204H110ZM121 205V204H120ZM126 205V204H125ZM128 205H130V206H132L131 205V203L129 204L128 203ZM127 205V206H128ZM144 205V204H143ZM82 206H84L83 205V202H82ZM118 206H119V204H118ZM122 206H124V205H122ZM127 206H125V207H127ZM174 206V205H173ZM212 208H211V207ZM257 206H258V204H257ZM114 207V206H113ZM133 207V206H132ZM145 207V206H144ZM143 207V208H144ZM158 207V206H157ZM161 207V206H160ZM175 207V206H174ZM216 207L218 208V206H217V204H216ZM82 208V207H81ZM129 208V207H128ZM177 208V207H176ZM117 209V208H116ZM125 209V208H124ZM165 209V208H164ZM164 209H163V211H164ZM169 209H173L172 207L171 208H169ZM168 209V210H169ZM214 209H216V208H214ZM218 209H220L221 210V207L220 208H218ZM82 210V209H81ZM110 210V209H109ZM159 210V209H158ZM177 210H179V209H177ZM176 210V211H177ZM211 210H213V211H211ZM87 211V210H86ZM100 211V210H99ZM119 211V210H118ZM154 211V210H153ZM162 210L160 211V212H163ZM108 212V211H107ZM117 212V211H116ZM140 212V211H139ZM145 212H147V210L145 211ZM168 212V211H167ZM169 212H170V210H169ZM173 212H175V209L173 210ZM179 212V211H178ZM74 214V216L73 217H69V215L70 214ZM89 213V212H88ZM129 217L131 216V215H133V211H132V209L130 210H127V212H125ZM136 213V212H135ZM144 213V212H143ZM153 213V212H152ZM215 213V212H214ZM116 214V213H115ZM118 214V213H117ZM140 214V213H139ZM146 214V213H145ZM148 214V213H147ZM157 214H159V213H157ZM161 214V213H160ZM159 214V215H160ZM172 214H174L175 216H177V214L176 213H172ZM207 214V216L205 217V215ZM213 214V213H212ZM216 214V213H215ZM80 215H81V213H80ZM86 215V214H85ZM96 215V214H95ZM100 215V214H99ZM120 215V214H119ZM151 215V214H150ZM117 216V215H116ZM123 216V215H122ZM121 216V217H122ZM163 216V215H162ZM171 216V215H170ZM216 216V215H215ZM214 216V217H215ZM45 217V218H46ZM81 217H83V216H81ZM152 217H153V215H152ZM155 217V216H154ZM67 218V220H65ZM98 218V217H97ZM115 217H113V219H114ZM117 218H118V220L120 219V217H118L117 216ZM131 218V217H130ZM132 218H133V216H132ZM135 218V217H134ZM147 218V217H146ZM145 218V219H146ZM151 218V217H150ZM166 218V217H165ZM112 219V218H111ZM112 219V220H113ZM140 219V218H139ZM161 219V218H160ZM163 219V218H162ZM210 219V218H209ZM213 219V218H212ZM48 220V219H47ZM51 220V219H50ZM78 220V219H77ZM87 220V219H86ZM92 220V219H91ZM117 220V219H116ZM142 220V219H141ZM151 220H153V219H151ZM157 220V219H156ZM172 220V221H171ZM215 220V219H214ZM115 221V220H114ZM143 222H144V220H142ZM142 221H138V224L137 223H135V224H137L138 225V227L140 226V224H142ZM148 221V220H147ZM154 221V220H153ZM162 221V220H161ZM208 221V220H207ZM78 222V221H77ZM151 222V221H150ZM211 222V221H210ZM210 222H208V223H210ZM217 222V221H216ZM118 223V222H117ZM146 223V222H145ZM144 223V224H145ZM155 223V222H154ZM205 223H207L206 221H205ZM61 224V223H60ZM64 224V223H63ZM86 224V223H85ZM90 224V223H89ZM156 224V223H155ZM204 224V223H203ZM213 224H214V222H213ZM212 224V225H213ZM115 225V224H114ZM152 225V224H151ZM150 225V226H151ZM211 225V224H210ZM210 225H205V227L207 226H210ZM79 226V225H78ZM77 226V227H78ZM134 226V225H133ZM149 226V225H148ZM149 226V227H150ZM154 226L155 225H153V228H154ZM156 226H158V225H156ZM178 226V225H177ZM89 227V226H88ZM141 227V226H140ZM159 227V226H158ZM202 227H204V226H202ZM112 228V227H111ZM115 228V227H114ZM128 228V227H127ZM126 228V229H127ZM134 228V227H133ZM152 228V227H151ZM151 228H148V230H147V233H146V230L145 229H143V231H145L144 232V234L146 233V237L145 238H148V236H152V238H155V243H156V241H158V233L159 232H161L160 230H159V232H157L158 230L156 229V230H154V229H151ZM163 228V227H162ZM210 228V227H209ZM136 229V228H135ZM140 229V228H139ZM159 229V228H158ZM161 229V228H160ZM168 229V228H167ZM264 228H262V230H263ZM162 230V229H161ZM171 230V229H170ZM177 230V231H178ZM85 231V230H84ZM135 231H137V229L135 230ZM141 231V234L143 235V231L142 230H140ZM208 231V232H207ZM51 232V231H50ZM77 232V231H76ZM75 233V234H74ZM79 233V232H78ZM136 233V232H135ZM176 233V232H175ZM178 233V234H179ZM263 233V232H262ZM109 234V233H108ZM123 234V233H122ZM134 234V233H133ZM264 234V233H263ZM74 235V236H73ZM136 235V234H135ZM134 235V236H135ZM138 236H141L140 234H137ZM164 235V234H163ZM175 235H177V234H175ZM133 236V237H134ZM145 236V235H144ZM151 236L149 237L151 240H153L152 238H151ZM78 237V236H77ZM161 237H162V235H161ZM175 237H178V236H175ZM79 238V237H78ZM137 238V237H136ZM143 238L144 237H142V240H143ZM70 239V238H69ZM74 239V238H73ZM77 239V238H76ZM113 239V238H112ZM111 239V240H112ZM75 240V239H74ZM78 240V239H77ZM80 240V239H79ZM107 240V239H106ZM138 240V239H137ZM150 240V241H151ZM232 240H236V242H238L237 244L238 245H236V244H232L231 243V241ZM57 241V242H58ZM115 241V240H114ZM141 241V240H140ZM149 241V240H148ZM154 241H152V242H154ZM49 242V241H48ZM61 242V241H60ZM64 242H65V240H64ZM66 242H67V240H66ZM75 242H77V241H75ZM93 242V241H92ZM132 242V241H131ZM133 242H134V240H133ZM136 242H138V241H136ZM135 242V243H136ZM146 242H147V240H146ZM145 242V239H144V243H146ZM43 243V242H42ZM49 243H51V242H49ZM49 243H46V244H41V243H38V242H33L32 244H29V245H26V247H25V249H24V252H23V258L24 259H20L19 260V263L20 264H46L47 262V264H68V261H63L62 259H61V252H60V254H58L59 253V250H58V247L60 246V245H58V243L57 244H53L52 246H51V244H49ZM68 243V242H67ZM78 243V242H77ZM112 243V241H110L109 239L106 241V242H100V241H94V243H87L86 245H84L83 247V249H85V248H87V250H88V248L91 250V253H93V251H95V250H99V249H103L104 247H107V246H109L108 248H109V250H110V248L111 247H113V249L115 248V249H117L118 248V250H121L120 248H119V246H121V245H118L117 246V243H119L120 244V242H115V244L114 245H112L111 244ZM143 243V244H144ZM62 244V243H61ZM142 244V245H143ZM148 244V243H147ZM146 244V245H147ZM49 245V246H48ZM72 245H74V244H72ZM77 245V244H76ZM75 245V246H76ZM112 245V246H111ZM139 245V244H138ZM141 245V246H142ZM164 245H165V247H164ZM231 245H235L236 246V249L234 250V249H232L231 248ZM69 246V245H68ZM111 246V247H110ZM131 246V245H130ZM144 246H145V244H144ZM143 246V247H144ZM158 246H160V248H158ZM48 247V248H47ZM64 247V246H63ZM135 247V246H134ZM138 247H140V246H138ZM147 247V246H146ZM234 247V246H233ZM74 248H76V247H74ZM73 248V249H74ZM140 248H142V247H140ZM61 249V248H60ZM101 249V250H102ZM107 248H105V250H106ZM114 249V250H115ZM142 249H144V248H142ZM148 249V248H147ZM74 250H76V249H74ZM101 250H100V253H101ZM111 250H112V248H111ZM113 250V251H114ZM126 250V249H125ZM161 252H160V251ZM167 250V249H166ZM132 251V250H131ZM135 251V250H134ZM147 251V250H146ZM145 251V252H146ZM169 251H171V250H169ZM98 252V251H97ZM102 252H104V251H102ZM106 252H108V251H106ZM138 252V251H137ZM167 252H168V250H167ZM90 253V254H91ZM135 253V252H134ZM157 253V255L154 257V255ZM172 253H169V254H172ZM97 254V253H96ZM104 254V253H103ZM132 254V253H131ZM146 254V253H145ZM165 254H167V253H165ZM59 255H60V259H58L59 258ZM70 255V254H69ZM94 255V254H93ZM100 254H98L96 257H94L95 259V261H99V260H101L100 258V256H99ZM112 255H113V252H112ZM128 255V254H127ZM134 255V254H133ZM144 255V254H143ZM143 255H142V257H143ZM95 256V255H94ZM105 256V255H104ZM135 256H136V254H135ZM134 256V257H135ZM167 256V255H166ZM165 256V257H166ZM169 256V255H168ZM84 257V256H83ZM132 257V256H131ZM141 257V258H142ZM104 259H105V257H103ZM107 258V257H106ZM138 258V257H137ZM145 258H146V255H145ZM144 258V259H145ZM168 258V257H167ZM166 258V260H170V257L167 259ZM68 259V258H67ZM108 260H109V257L107 258ZM128 259H129V257H128ZM61 260V261H60ZM103 261V260H102ZM135 261V260H134ZM156 261V260H155ZM46 262V263H45ZM60 262V263H59ZM106 262V261H105ZM143 262V258L142 259H137V262L135 263V264H139V263H142ZM168 262V261H167ZM172 262H174V261H172ZM171 262V263H172ZM176 262V261H175ZM125 263V262H124ZM148 263V264H149ZM97 264V263H96ZM98 264H102V262L100 261V263H98ZM103 264H104V262H103ZM106 264V263H105ZM107 264H108V261H107ZM144 264V263H143ZM153 264V263H152ZM167 264V263H166ZM175 264V263H174Z\"/></svg>", "mask_w": 264, "mask_h": 264}, {"label": "built area", "instance_id": "2783aa9c", "mask_svg": "<svg viewBox=\"0 0 264 264\" xmlns=\"http://www.w3.org/2000/svg\"><path fill=\"white\" fill-rule=\"evenodd\" d=\"M0 0V264H12V254L24 252L43 232L40 210L53 190V161L43 162L37 133L26 137L23 63L12 52L21 22ZM16 61L17 65H14Z\"/></svg>", "mask_w": 264, "mask_h": 264}, {"label": "trees", "instance_id": "16d2710c", "mask_svg": "<svg viewBox=\"0 0 264 264\" xmlns=\"http://www.w3.org/2000/svg\"><path fill=\"white\" fill-rule=\"evenodd\" d=\"M114 259H115V255H114L113 258H112V262H114Z\"/></svg>", "mask_w": 264, "mask_h": 264}]
</instances>
